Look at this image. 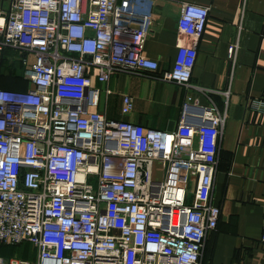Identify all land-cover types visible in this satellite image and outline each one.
<instances>
[{
	"label": "built area",
	"instance_id": "1",
	"mask_svg": "<svg viewBox=\"0 0 264 264\" xmlns=\"http://www.w3.org/2000/svg\"><path fill=\"white\" fill-rule=\"evenodd\" d=\"M137 17L116 0L0 5V53L16 50L31 84L0 88V245L31 248L0 264H199L219 215L209 193L225 111L184 103L178 124L160 130L91 110L93 76L157 70L144 52L149 19ZM206 17L207 7L179 1V42L161 80L191 86ZM220 95L225 107L229 91ZM247 105L264 113V99ZM132 107L122 95L120 114Z\"/></svg>",
	"mask_w": 264,
	"mask_h": 264
},
{
	"label": "crops",
	"instance_id": "2",
	"mask_svg": "<svg viewBox=\"0 0 264 264\" xmlns=\"http://www.w3.org/2000/svg\"><path fill=\"white\" fill-rule=\"evenodd\" d=\"M179 1L207 7L190 71L191 86L186 88L159 78L170 68L179 42ZM0 5L5 8L7 0ZM116 5L136 18L149 19L144 52L157 62V70H115L103 83L93 76L91 85L100 93L91 110L160 130L178 124L184 103L190 110L210 102L224 110L209 193L219 215L214 230L204 236L199 264H264V113L247 105L249 100L264 99V0H116ZM230 45L235 46L232 59L227 55ZM20 72L16 50L3 48L0 88H31L19 79ZM194 86L209 92L202 94ZM225 89L229 99L223 107L220 91ZM124 94L133 102L127 115L119 112Z\"/></svg>",
	"mask_w": 264,
	"mask_h": 264
},
{
	"label": "rangeland",
	"instance_id": "3",
	"mask_svg": "<svg viewBox=\"0 0 264 264\" xmlns=\"http://www.w3.org/2000/svg\"><path fill=\"white\" fill-rule=\"evenodd\" d=\"M93 183L94 181L91 180ZM30 245L29 244H20V245H13L8 246L2 250H0V256L2 257H17V258H30Z\"/></svg>",
	"mask_w": 264,
	"mask_h": 264
},
{
	"label": "trees",
	"instance_id": "4",
	"mask_svg": "<svg viewBox=\"0 0 264 264\" xmlns=\"http://www.w3.org/2000/svg\"><path fill=\"white\" fill-rule=\"evenodd\" d=\"M19 79L23 80L22 77H21V72H20ZM23 81H25V80H23ZM12 90H15V89H12ZM20 244H21V245H22V244L24 245V244H28V243H27V242H21V243L16 244V245H20ZM8 246H13V245H0V250L6 248V247H8Z\"/></svg>",
	"mask_w": 264,
	"mask_h": 264
}]
</instances>
